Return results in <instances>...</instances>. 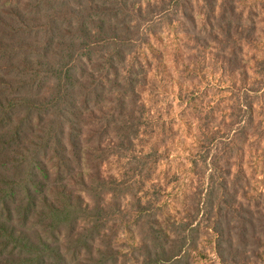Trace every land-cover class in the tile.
Here are the masks:
<instances>
[{
	"label": "trees",
	"instance_id": "trees-1",
	"mask_svg": "<svg viewBox=\"0 0 264 264\" xmlns=\"http://www.w3.org/2000/svg\"><path fill=\"white\" fill-rule=\"evenodd\" d=\"M203 1V10L193 12L197 0H0V264H116L105 218L121 208L134 181L103 167L111 157L127 156L139 176L151 162V154H134L149 134L142 94L149 85L151 38L159 41L165 27L175 28L182 34L175 42L179 51L187 40L206 46L201 34L233 41L232 29L241 25L231 19L233 0ZM217 173L208 174L205 182L215 174L211 186L197 201L188 199L194 206L185 205H203L226 260L231 240L222 206L236 210V204ZM136 200L147 225L156 214ZM91 212L89 225L78 226V216ZM245 212L250 215L251 207ZM32 219H53V225L47 221L45 236H33L32 225L27 228ZM185 220L167 216L169 231L151 219L158 226L146 235L153 245L143 241L135 263L183 264L185 249L197 247L190 234L196 230ZM247 221L253 233L257 223ZM59 225L82 260L73 263L61 251Z\"/></svg>",
	"mask_w": 264,
	"mask_h": 264
},
{
	"label": "rangeland",
	"instance_id": "rangeland-1",
	"mask_svg": "<svg viewBox=\"0 0 264 264\" xmlns=\"http://www.w3.org/2000/svg\"><path fill=\"white\" fill-rule=\"evenodd\" d=\"M233 2L236 12L232 22L241 23L231 31L237 33L233 41L220 34L218 41L201 34L206 46L187 40L178 51L175 42L182 34L175 28L165 27L159 41L151 38L153 52H146L151 64L149 85L142 94L149 134L137 142L134 153L151 154V162L139 176L138 169L133 172L134 165L129 166L127 156L111 157L103 167L106 173L134 181L128 195L120 200L121 208H112L105 218L104 231L111 240V252L116 253V264H137L133 258L140 259L145 240L153 245V239L146 236L151 233L150 226L158 229L151 219L172 231L166 225L167 216L187 219L185 223L196 230L190 232L196 250L185 249L183 264H264V0ZM191 6L193 12L202 11L204 1L197 0ZM196 25L201 27L200 22ZM250 105L252 118L248 115ZM216 163L220 170L215 169ZM215 170L224 175L227 192L236 204V210L222 206V221L227 222L231 240L226 260L216 250L203 205L191 210L194 204L188 202L197 201L205 193V185L211 186L215 174L205 180ZM134 194L143 199L148 213L156 214L145 219L147 225H142L143 214H139ZM246 207H251L250 215ZM92 214L78 216L77 225H89ZM249 217L253 225L257 223L253 233L247 224ZM47 221L53 225V219L39 223L28 220L27 228L32 225V235L44 237ZM63 226L59 225L61 251L73 263L82 260L70 248Z\"/></svg>",
	"mask_w": 264,
	"mask_h": 264
}]
</instances>
